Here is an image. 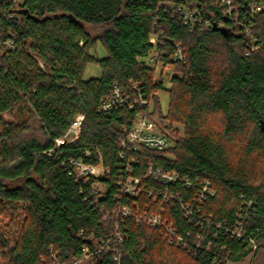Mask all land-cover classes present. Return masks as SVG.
I'll use <instances>...</instances> for the list:
<instances>
[{
  "label": "trees",
  "instance_id": "16d2710c",
  "mask_svg": "<svg viewBox=\"0 0 264 264\" xmlns=\"http://www.w3.org/2000/svg\"><path fill=\"white\" fill-rule=\"evenodd\" d=\"M160 1L0 0V38L15 44L0 55V264H230L264 252V10L252 14L259 0H233L230 19L212 0H162L198 10L202 25L190 30ZM245 21L252 23L250 35L240 26ZM157 29L164 38L154 44ZM98 41L107 50L102 58L91 53ZM172 42L185 48V62L173 59ZM155 52L167 85L154 82L149 57ZM90 62L102 74L85 79ZM115 83L131 101L137 99L133 83L153 101L151 115L171 136L170 148L121 155L124 128L142 108L102 110ZM162 92L169 94L165 113ZM18 109L27 118L7 120ZM80 113V137L54 148ZM33 121L45 140L27 135ZM71 157L109 170L97 178L105 186L98 203L89 183L71 172ZM151 164L180 173L169 191L192 203V214L177 199L154 200L151 188L166 187L147 176ZM123 174L138 176L144 192H122ZM205 178L214 194L198 207ZM124 205L130 216L117 212ZM160 207L190 240L201 234L199 246L188 251L170 244L157 227L138 221ZM238 219L257 240L256 251L232 235ZM116 231L124 238L119 261L114 241L110 250L82 259L83 246L94 250Z\"/></svg>",
  "mask_w": 264,
  "mask_h": 264
},
{
  "label": "built area",
  "instance_id": "2783aa9c",
  "mask_svg": "<svg viewBox=\"0 0 264 264\" xmlns=\"http://www.w3.org/2000/svg\"><path fill=\"white\" fill-rule=\"evenodd\" d=\"M215 4L223 7L224 14L228 15L230 19L233 17L234 5L233 0H212ZM161 5L167 7L171 10L173 15L178 16L184 25L188 26L190 30H193L197 25H202V17L200 16L198 10L191 9L183 5H177L169 1H160ZM264 10V0H259L257 4L251 8L252 14H257L258 12ZM206 24H210L208 20L205 21ZM222 25L220 21L218 23ZM250 22H240V26L244 27V33L246 35L251 34ZM164 38V33L158 30L152 36V42L154 44L161 43ZM173 43V59L180 62H185L187 59V52L183 46L178 43ZM13 40L3 41L0 38V55L4 51V46L8 48H14ZM248 51L246 54H249ZM160 55L158 52L151 54L149 57L150 65L155 69V83H166V78L168 73L163 72V63L159 59ZM132 89L137 94V99L131 101L128 91L122 86L115 83L112 92L107 95L101 101L102 110H110L117 106H128L134 108L136 106H141L142 110L136 114L135 122L130 126L124 128L125 137L120 140V146L122 148L121 155L125 152H132L139 147H145L152 150H165L172 146L171 136L160 126L157 118L152 117L151 111L153 103L151 99H147L139 89V86L135 83L132 84ZM85 118L84 113L76 115L73 119L71 125L61 137L54 140V148H59L67 142L75 141L81 135L82 123ZM53 149H51L52 151ZM70 170L74 174L77 181L83 184L90 185L91 195L93 196L94 202L98 203L105 195V186L98 180V177L104 176L109 173L108 169H105L102 164H94L91 162H85L79 158H69ZM131 165L128 164L127 171H129ZM147 176L152 177L155 180H159L166 188L156 190V188H151L150 194L153 195L155 201L159 199L160 196L167 199L169 202H173V199H177L184 210L185 215L192 214L193 204L190 202H184L180 199V195L174 196V192L169 191V185H174L180 181V173L176 170H164L161 167L149 166L147 171ZM95 178V179H93ZM182 181L186 187L192 185L191 179L187 176L182 177ZM118 185L121 186V191L129 196L140 195L144 192V187L142 181L138 176L133 174L120 175L117 181ZM214 194V189L211 181L209 179H203L201 186L196 194V204L200 207L206 200L208 195ZM165 209L160 207L159 212H144L138 215V221L148 223L151 226H155L159 229L160 234L170 243L175 244L178 247L187 249L188 251H193L195 246H199L200 240L203 238L201 234H197V239L190 240L188 237L190 233L186 235L181 234L178 229L169 223L168 220L163 218ZM117 212L123 216H130L132 214V209L130 206L118 207ZM107 217V216H106ZM232 235L238 239L245 240L248 245L252 248L253 252L259 248V244L253 235L246 233L244 222L241 219L236 221L234 228L232 229ZM124 238L120 231H116L112 238L108 239L104 245L97 247L92 250L89 246H83V258L86 259L91 255L102 251L107 247V251L110 250V242L114 241L113 250L115 252V259L119 261L121 252L120 247ZM73 264H78V261H74Z\"/></svg>",
  "mask_w": 264,
  "mask_h": 264
},
{
  "label": "rangeland",
  "instance_id": "374dc122",
  "mask_svg": "<svg viewBox=\"0 0 264 264\" xmlns=\"http://www.w3.org/2000/svg\"><path fill=\"white\" fill-rule=\"evenodd\" d=\"M91 53H93L96 57L102 58L107 55V50L104 47V45L98 41L96 43L95 48L91 50ZM102 74V68L99 63L97 62H90L86 65L84 70V78L89 79L92 77H98ZM167 81H165L166 85L168 84L169 78H166ZM160 102L163 112L165 113L167 111L168 102H169V94L167 92L160 93ZM153 103V101H152ZM7 120L13 121V122H20L27 118V114L25 109H18L15 110L11 115H6ZM31 129L27 132V135L30 137H34L38 140H45L46 135L40 128V125L38 122L33 121L31 124ZM230 264H264V252H261L260 254L251 253L247 258L240 262L236 263H230Z\"/></svg>",
  "mask_w": 264,
  "mask_h": 264
}]
</instances>
